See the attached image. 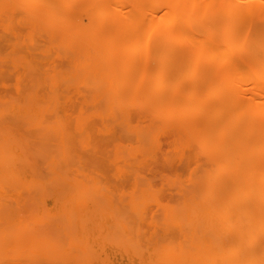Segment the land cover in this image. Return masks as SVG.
<instances>
[{"label":"bare ground","instance_id":"obj_1","mask_svg":"<svg viewBox=\"0 0 264 264\" xmlns=\"http://www.w3.org/2000/svg\"><path fill=\"white\" fill-rule=\"evenodd\" d=\"M121 1L77 2L69 16L63 12L69 0H0L5 9L40 17L33 25L62 32L63 39L92 34L91 43L77 44L81 55L68 68L47 74L45 90L23 86L26 74L15 69L32 65L27 57L0 69V83L14 76L18 95L0 103V264H264V136L242 156L250 169L252 161L259 163L256 178L247 166L231 173L241 159L227 150L232 128L264 116V102L256 98L264 94V64L253 82L254 57L238 21L246 16L233 0L210 6L187 0L186 8L178 0H153L149 8L166 11L160 20L147 17V0H130L125 7ZM120 9L127 14L119 17ZM247 11V27L253 25L255 37L264 39V0H252ZM194 14L201 16L192 20ZM70 20L74 25L67 27ZM126 24L132 29L117 35ZM200 26L207 31L195 29ZM146 28L155 30L166 56L173 57L154 83L152 57L140 50ZM122 42L134 48L123 67L127 92L144 88L154 94L153 103L162 104L155 93L172 71L201 73V95L188 98L189 114L196 113L207 136L219 134L221 146L199 198L185 199L182 210L163 203L144 178L148 150L116 136L118 127L139 139L143 132L127 111L119 120L116 109L125 99L124 92L117 95L122 82L113 79L117 59L110 53L120 46L117 54L128 56ZM69 87L81 99L77 108ZM259 129L264 133V121ZM97 135L115 136L108 160L119 183L84 156L99 152Z\"/></svg>","mask_w":264,"mask_h":264},{"label":"rangeland","instance_id":"obj_2","mask_svg":"<svg viewBox=\"0 0 264 264\" xmlns=\"http://www.w3.org/2000/svg\"><path fill=\"white\" fill-rule=\"evenodd\" d=\"M90 0H69L66 5L64 15L71 14L72 9L78 3H87ZM130 0H122L119 4L123 6L129 5ZM153 0H147L148 13L147 17L160 18L164 17L166 11L164 8H149ZM199 4L211 5L215 1L220 0H195ZM237 9L241 10L242 17L246 18L240 21V31L247 36L248 49L254 59L252 65L256 70L252 72V81L257 80V73L264 61L259 59V56H264V39L256 38V29L253 25L247 27L249 24L250 13L247 11L252 3V0H233ZM181 8H186L189 3L187 0H178ZM155 4L160 5L159 2ZM113 12V9H112ZM119 17H123L122 9L118 11ZM208 13V12H207ZM134 14V13H133ZM132 14V18H133ZM130 15V14H129ZM201 15L194 14L191 16L192 20L199 18ZM248 18V19H247ZM41 18L35 15L27 16L24 12L19 10H10L1 7L0 5V69L11 68L14 60L21 58H29L32 63L29 67L27 65L18 66L15 70L25 73L26 78L23 81V86L28 89L36 85L41 90H45L47 85L44 79L52 69H66L70 66V59L81 55V50L78 48L80 41L84 44L92 42V34L81 37L80 39L66 40L63 39L61 33H56L53 29L37 28L35 23L40 22ZM247 19L248 21H246ZM191 20V21H192ZM189 22H187L188 24ZM74 25L70 20L67 27ZM194 28V27H192ZM221 28V27H219ZM131 30L129 24L124 25L123 30H116L117 35L125 31ZM146 36L144 44L140 50L152 57L149 63L152 69L157 70L156 77H151L152 83L157 80L162 70L171 62L172 55L166 56L165 45L159 41L157 33L154 29L146 28ZM195 29L199 31H207L205 27L200 26ZM226 33V32H225ZM264 35V31H263ZM79 38V37H77ZM166 43V42H165ZM125 54L128 56H119L117 54L119 47H113L110 55L117 60L113 63V79L122 82V86L118 89L117 95L122 96L124 92L123 101L116 105L119 120L122 118L121 111L125 110L129 113V118L133 125L140 126L142 129V137L139 139L135 133L124 129L117 128L116 136L122 138L127 143L133 146L142 145L141 147L148 150L149 155L145 159V166L143 168V176L146 180L151 181L159 190L160 197L163 203L170 204L177 210H182L184 200L197 195L199 198L201 189L203 190L207 184V172L214 169L218 158L215 153L220 149L218 144L219 134L213 133L206 135V130L202 126H197L199 117L196 113L189 114L190 103L188 98L192 95L200 96L198 83L200 81L201 73L196 71L194 75L183 70H174L173 77H165L163 82V89L156 91L155 96L162 98V104L153 103L154 94L150 91H145L142 88L139 92H127L126 74L123 70L126 59L134 55V48L122 42ZM175 52L181 48V43L175 44L173 47ZM122 50V48H121ZM165 55V56H164ZM264 58V57H263ZM142 63H145L144 58H138ZM34 67L33 70L30 68ZM258 69V70H257ZM35 70V71H34ZM29 71L34 76V82L28 78ZM177 72V73H176ZM30 75V76H31ZM68 92L73 96L71 105L79 107L81 99L76 95L74 87H69ZM126 93V94H125ZM126 95V96H125ZM224 95V94H223ZM11 96V97H10ZM15 90V78L9 75L7 82L0 83V103L2 98L17 97ZM125 96V97H124ZM225 96V95H224ZM251 97V93H247ZM259 103L264 102V94L256 97ZM12 100V99H10ZM210 112L215 110L208 108ZM8 118V117H6ZM264 121V116L256 119V122L248 119L242 120L241 124L232 128V138L227 145V150L234 154L233 157L241 159L239 163L233 166L231 173L242 170V167L247 165L242 161L243 154L246 155L252 149L253 144L258 138L264 136V133L259 129ZM250 124L253 126L250 127ZM229 140V139H228ZM97 143L99 152L92 156L87 153L84 154L88 163L100 171L105 172L109 181L119 183V178H115L112 173L114 166L108 160V155L113 151L115 145V136L97 135ZM255 154V153H254ZM261 159L264 154L259 155ZM253 168L251 176L256 178L259 170V163L252 161ZM223 180L221 181V184ZM218 194V191L215 195ZM151 212L156 213V206L151 205ZM152 213V214H153ZM174 234H176L174 232Z\"/></svg>","mask_w":264,"mask_h":264}]
</instances>
